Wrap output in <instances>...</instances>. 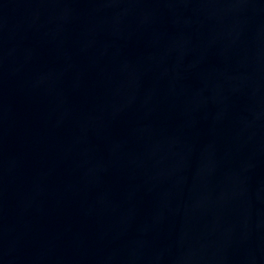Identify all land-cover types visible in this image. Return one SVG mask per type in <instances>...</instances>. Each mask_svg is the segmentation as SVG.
<instances>
[{
  "label": "water",
  "instance_id": "obj_1",
  "mask_svg": "<svg viewBox=\"0 0 264 264\" xmlns=\"http://www.w3.org/2000/svg\"><path fill=\"white\" fill-rule=\"evenodd\" d=\"M0 264H264V0H0Z\"/></svg>",
  "mask_w": 264,
  "mask_h": 264
}]
</instances>
